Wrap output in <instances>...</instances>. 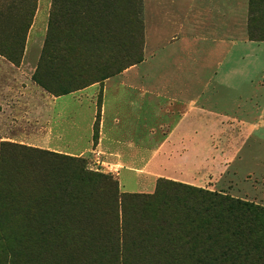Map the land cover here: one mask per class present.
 Masks as SVG:
<instances>
[{"label":"rangeland","instance_id":"rangeland-1","mask_svg":"<svg viewBox=\"0 0 264 264\" xmlns=\"http://www.w3.org/2000/svg\"><path fill=\"white\" fill-rule=\"evenodd\" d=\"M29 1L0 0V143L84 157L89 170L117 182L119 193L152 194L159 182L176 181L264 207V0H45V33L27 44L35 13L44 4L34 0L32 12ZM27 21L24 29L21 22ZM179 39L189 49L185 68L200 72L199 78L188 79V98L171 103L156 99L160 112L141 123L138 134L131 126L120 134L109 131L136 143L140 156L131 168H107L94 150L104 84L119 93L120 72L102 78L143 61L153 46L163 48ZM217 41L226 43L219 53L213 51ZM160 65L153 61L141 70L154 74ZM74 93H81L84 104L72 101L66 108L80 109L79 148L68 146L65 133L53 138L49 130L59 127L43 119L53 97ZM121 108L116 121L130 125V110ZM6 157L23 160L10 153ZM19 236L0 233V264H26L22 254L13 255L18 240L41 245L44 264H52L55 256L65 258V247H48L58 235ZM239 245L231 243L240 252V264H264L250 253L243 259L248 251ZM157 246L143 250L128 238L120 246L119 264H186L168 260L169 244L161 242L152 250ZM161 255L167 262L153 260Z\"/></svg>","mask_w":264,"mask_h":264},{"label":"trees","instance_id":"trees-1","mask_svg":"<svg viewBox=\"0 0 264 264\" xmlns=\"http://www.w3.org/2000/svg\"><path fill=\"white\" fill-rule=\"evenodd\" d=\"M29 3L33 12L35 1ZM22 25L28 28L30 22ZM140 61L117 67L102 79ZM6 153L23 160H11ZM86 164L84 157L1 142L0 233L21 239L58 235L48 247H65V258L55 256L52 264H119L120 246L128 238L143 250L165 242L170 245L168 260L179 263L240 264V252L231 243L248 251L243 259L250 253L263 262L264 207L176 181L159 182L152 194L119 193L115 180ZM18 242L15 257L22 254L26 264H44L41 245ZM155 258L167 262L163 255Z\"/></svg>","mask_w":264,"mask_h":264},{"label":"crops","instance_id":"crops-1","mask_svg":"<svg viewBox=\"0 0 264 264\" xmlns=\"http://www.w3.org/2000/svg\"><path fill=\"white\" fill-rule=\"evenodd\" d=\"M45 3L46 1L44 0L43 7H39L35 13L34 20L27 33V44L40 40L45 33ZM219 42L220 41L215 42L213 46V51L217 53L220 52V45L225 46L226 44L225 41L221 44ZM153 48V52L149 57H145L139 64L130 66L120 72L119 79L117 80L120 90L119 93L113 94V92H111V86L109 87L106 83L104 84V95L100 108V132L94 151L102 159V162L106 164L107 168L112 170L118 171L117 168H123L124 170V167L131 168V165L139 159L140 148L136 143L128 139H119L118 134L116 136H110L109 131H116L120 134L125 126H131L137 134L140 133L142 124L149 123L158 112L159 107L155 104L157 101L156 99L167 103L186 100L189 94L188 79L192 75L198 78L200 76L198 70L192 68L189 73L188 69L185 68L190 58L188 57L189 49L185 40L179 39L163 48L160 46L157 47V45L153 46ZM211 55H213L212 50ZM153 61H159L161 65L156 69L154 74L147 75L141 70V67ZM137 78H139V81H134ZM150 78L153 80L149 82ZM86 90L88 89L82 92L85 93ZM81 93L53 97L50 104L46 106L45 115L43 117V119L45 118L52 122V127H59V129L53 128L49 130L53 138L57 135H64L65 133L66 136H68L67 144L72 148H79L78 144L80 141L77 139L79 133L77 127L82 123L78 120L80 109L71 111L69 107L66 108V105H68V102L71 103L73 101V103L77 102L76 104L81 107V105L84 104L82 100H79V95ZM66 98L68 99L66 100ZM121 106L130 110V125L129 123L123 122L121 124L116 121L115 113L122 109ZM55 121L59 123L56 124ZM64 126L72 127L70 129L73 132L64 131V129L61 128ZM130 130L129 128L127 133L130 132ZM179 135L181 136V133ZM181 138L182 137H179V139ZM45 147L49 148L48 145H45Z\"/></svg>","mask_w":264,"mask_h":264}]
</instances>
